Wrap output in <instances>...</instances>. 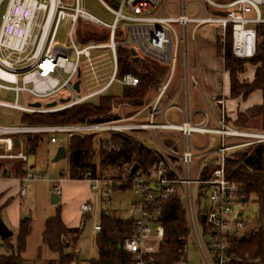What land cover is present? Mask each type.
<instances>
[{
  "label": "built area",
  "instance_id": "1",
  "mask_svg": "<svg viewBox=\"0 0 264 264\" xmlns=\"http://www.w3.org/2000/svg\"><path fill=\"white\" fill-rule=\"evenodd\" d=\"M5 0H0V6ZM114 20L107 24L88 12L79 0H7V8L0 26V92L14 95L13 103L0 102V107L26 114H48L63 111L107 94L115 84L136 87L139 79L131 73L119 76L118 51L125 47L132 59L150 58L168 68V73L156 96L135 114L107 122L51 125V126H0V139L22 135H51V143H58L57 134L68 139L88 134L119 133L146 145L161 161L145 172H139L129 180L138 200L132 205L136 213L133 234L126 238L122 249L131 254V264H150L148 256L156 254L162 239L163 228L156 223L152 209L156 203L167 199L177 189L182 191L191 241L199 254L201 264H228L239 260L228 251L234 239H244L251 225L245 221L239 209L242 202L239 185L226 172V158L235 150L264 143V133L241 131L230 125L225 116L224 102L208 99L202 90L203 70L196 45V33L201 29L218 30V40L226 45L231 41L232 54L237 59L256 57L260 41L259 27L264 26V0H99ZM191 8L195 9L191 13ZM71 28L67 46L56 42L57 32L65 20ZM103 28L107 32L105 42H80L78 47L73 33L79 22ZM117 36L121 41H117ZM194 46V64L190 58ZM106 52L93 55V51ZM132 51L135 55H132ZM108 64L99 68V64ZM179 75L178 88L168 94L173 81ZM80 82L79 90L75 83ZM197 88L207 109L191 108V90ZM84 90V95H80ZM24 93L35 102H58L54 108H34L19 105ZM69 96H64V94ZM60 98L59 100H54ZM69 99L66 103L62 100ZM179 101V102H177ZM211 102L219 105V113H213ZM204 116L195 122V116ZM212 119L215 125H212ZM153 141L150 144L141 133ZM163 132L181 135L182 152L162 141ZM193 133L220 138V146L197 150L192 142ZM228 137L255 139L254 141L228 145ZM217 157V167L208 179L202 175L207 163ZM0 159L27 160L24 153L0 154ZM197 160V162L195 161ZM35 173H28L18 182L24 195L30 181L40 180ZM91 191L102 186L100 179L87 177ZM204 187L199 193V188ZM57 195L60 186L55 187ZM92 210L90 204L80 207L82 213ZM204 217V220H202ZM95 229L100 231L101 227ZM207 238V240H206ZM264 254V240L262 243ZM177 264H190L188 245Z\"/></svg>",
  "mask_w": 264,
  "mask_h": 264
},
{
  "label": "trees",
  "instance_id": "2",
  "mask_svg": "<svg viewBox=\"0 0 264 264\" xmlns=\"http://www.w3.org/2000/svg\"><path fill=\"white\" fill-rule=\"evenodd\" d=\"M203 51L207 59L206 65L216 61L217 67H212L213 74L211 83L214 90L221 98L219 88L221 85L222 72L218 68L223 64L225 72L230 73L231 97L246 98L255 90H264V26L259 27V45L255 58L251 60L237 59L232 54L231 41L222 46L218 40V30L203 31ZM107 39V32H97L94 29L84 27L79 32L80 42H103ZM119 76L131 73L139 79L136 87H123L120 97L107 94L100 96L97 102H85L72 108L48 114H24L21 119L23 126H51V125H77L107 122L119 118L117 109L126 105L129 110L125 116L135 114L144 107L149 93L157 89L164 81L168 68L158 62L144 58L134 62L129 50H119ZM247 63L259 64L256 70V79L249 85L240 84L237 74L241 73ZM217 69V70H216ZM216 70V71H214ZM218 91V92H217ZM259 119L260 132L264 133V103L239 114L237 120L232 123L236 129L245 131L252 120ZM166 132L165 134H167ZM106 141H99V164L94 162L96 155V133L85 137L74 136L68 140L66 154L69 158L68 178L71 180H85L87 177L101 179L100 176L109 169L117 170L115 178L124 175L130 179V174L135 166L139 167L136 172H145L161 161L160 157L142 142L124 136L119 133H111ZM181 135L175 132L174 136L164 137L165 143L178 148ZM38 136H27V150L33 152L38 146ZM226 172L228 177L235 181L240 188V195L249 201L251 198L257 206V216L251 224L244 239H234L228 251L230 256L238 258V262L228 264H264L262 243L264 240V143L235 150L226 158ZM217 167V157L212 158L203 173L202 178L208 179L211 172ZM98 172L101 175H98ZM135 174V175H136ZM134 175V176H135ZM133 176V177H134ZM64 178V175H62ZM114 178V177H113ZM132 187L128 182L118 185L120 189ZM204 187L199 188V193ZM0 210V214H1ZM156 223L163 228L162 239L156 254L147 257L150 264H177L184 256V248L191 241V233L188 225L186 209L183 203V195L177 189L167 199L156 203L152 209ZM83 222V221H82ZM135 217L120 218L108 211L101 212L100 231L97 233L95 243L98 249V257L89 261V264H131V254L119 246L126 238L133 234ZM32 233L31 220L24 219L15 236L1 241L0 248L6 249L9 254L0 256V264H26L24 254L27 247V239ZM82 235V228H69L62 218L61 209L56 216L48 218L42 233V244L57 258L49 261H41V253L38 260L41 264H77V243ZM15 238V245L7 244ZM201 264V263H200Z\"/></svg>",
  "mask_w": 264,
  "mask_h": 264
},
{
  "label": "rangeland",
  "instance_id": "3",
  "mask_svg": "<svg viewBox=\"0 0 264 264\" xmlns=\"http://www.w3.org/2000/svg\"><path fill=\"white\" fill-rule=\"evenodd\" d=\"M107 3H110V0H104ZM81 7L94 16L95 18L107 23L111 24L114 20L112 14H110L106 8L102 5L99 0H79ZM7 8V0H5L0 6V26L2 22V17L5 14ZM195 9L191 8V13H194ZM87 27L89 29H94L97 32H106L105 29L93 26L91 24H87L85 22L80 21L76 30L73 33V39L78 47H82L83 43L79 41V32ZM71 28L70 20H65L57 32L56 42L61 46H67L69 42V33ZM212 28L201 29L196 33V45L197 50L200 56L201 65L203 67L207 61L204 56L203 51V41L202 35L203 31L210 32ZM261 40V39H260ZM106 39L103 41L105 42ZM117 41H121V37L117 36ZM230 42V38L228 37L226 41V45ZM119 50H128V48L122 47ZM106 52L105 50L101 51H93V55H98ZM118 57L119 55L118 51ZM190 58L192 61V68H195V60H194V46L191 45V52ZM103 64H99V68H105L108 66L107 61H104ZM259 67V64L256 65L254 63H247L243 66V70L241 73L237 74L240 84L249 85L250 82V74ZM217 70V69H216ZM214 70V71H216ZM218 71L223 73L225 72L223 64L218 68ZM168 73V72H167ZM167 75V74H166ZM218 81V80H217ZM217 81H214V85L219 88V91L222 92L223 88V78L221 81V85H217ZM220 81V80H219ZM218 81V82H219ZM179 83V75L177 73V77L173 81L171 87L169 88L168 94H173L177 88ZM161 86V85H160ZM159 86V87H160ZM158 87V88H159ZM209 82L204 77L202 83V90L205 92V89H208ZM157 89L152 90L149 95L147 96L146 102L149 103L157 94ZM123 86L115 83L107 92V95L113 97H120L123 93ZM85 91L82 90L80 95H84ZM64 96H69L67 93ZM60 98H55L54 100H59ZM98 98H94L91 101L97 102ZM0 102L6 103H13L14 102V95L9 91H1L0 92ZM34 99L27 96L24 93L20 94L19 98V105L21 106H29L33 104ZM49 101H42L43 106H46ZM90 102V101H89ZM179 102V101H177ZM211 104H213L211 102ZM191 108H202L207 109V105L204 99L200 96L199 90L197 88H192L191 90ZM129 108L126 105L121 106L117 109V116L123 117L127 113ZM25 113L20 111H16L9 108L0 107V126H20L21 119ZM204 118L203 115L198 114L195 116V122H200ZM213 120V119H212ZM248 128H251L250 131L247 132H254V133H261L260 132V124L255 122L249 123ZM258 129V130H256ZM163 132L161 134L162 141L165 142L164 137L167 136H174L175 132ZM180 134V133H179ZM141 137H144L150 144L153 143L151 138L147 136L146 133H141ZM33 136V135H31ZM38 136V146L34 150L33 154L30 155L28 167L33 166V172L36 173L41 177L38 181H30L27 184L28 192L26 196L21 197L19 195V186L14 182L10 183V188L8 189V196L10 198V204L2 210L3 205L2 199L0 197V219L7 225V227L12 232H17L11 225L12 219L18 216L19 212H21L24 216L31 217V227L32 233L27 239V247L26 252L24 254V258L26 259V264H41V261H49L54 260L57 258V255L50 252L46 247L42 244V233L44 230L45 222L48 218L56 216L59 209L62 211V218L68 220L69 217V224L74 226L78 224V214L77 210L80 205L88 199L92 201V210L85 214V218L83 219L82 223H79L77 227L82 228V235L77 243V254L78 260L77 264H89V261L92 259H96L98 257V249L95 243V238L97 236V231L95 230L96 225H100V218L102 211H108L115 215L116 217L120 218H133L136 217V213L132 210V205L138 200L137 195L133 192L132 187L127 189H120L118 185L126 184V178L124 175H121V178H115L117 175V170L111 168L106 173L100 176V180L102 181V186L100 190L91 192L89 190L88 182L84 183H73L70 188H67L61 201L58 204L52 203V196L57 195L54 191L55 183L59 182L62 178L61 175H64V179H68V170H69V158L66 156L64 159H60L58 161L55 160V157L60 148H65L67 150L68 147V137L64 133L57 134L56 137L58 138L59 142L56 144H52L50 142L51 135L48 134H37ZM109 133H98L95 142V151L96 155L94 158V162L99 164V141L100 140H108L110 138ZM181 138V137H180ZM192 142L194 147L197 150H201L206 148L207 141L209 140V149H216L220 146V138L217 136L210 135L207 137L193 133L191 136ZM4 140V139H3ZM255 139L249 138H234L228 137L225 139L226 144H239L242 142L254 141ZM177 152H182V141L178 144ZM197 162V160H195ZM114 177V178H113ZM64 183L70 185L69 182H63L59 185L62 186ZM2 204V205H1ZM244 213V219L250 225L252 224L253 220L257 216V206L254 203L253 199L251 198L249 201L244 203L239 208ZM14 233V236L17 234ZM207 240V238H206ZM0 240V245H1ZM11 245H15V238L7 244L8 247ZM41 253V261L38 260V253ZM9 252L6 249L0 248V256L8 255ZM188 261L190 264H200L199 254L195 248V245L192 241L188 244Z\"/></svg>",
  "mask_w": 264,
  "mask_h": 264
},
{
  "label": "crops",
  "instance_id": "4",
  "mask_svg": "<svg viewBox=\"0 0 264 264\" xmlns=\"http://www.w3.org/2000/svg\"><path fill=\"white\" fill-rule=\"evenodd\" d=\"M216 64H217V62L213 61V62H210L207 65L205 64L204 67H203V64L201 65L202 66V70H203V76L209 82L208 89H205V94H206L208 99H212L213 97L218 98V93L215 92L214 86L211 83V80H214L213 79V74L210 73L212 67H214V66L217 67ZM222 78H223L224 84H223L222 92H220V94H221V98L220 99L224 102V111H225L226 120H227V122L230 125H232V123H234V121L237 120V117H238L239 114H243L247 110H249V109H251V108H253L255 106H260V105H262L264 103V90H261V89L260 90H255L254 92L249 94L246 98H244L243 96H240L238 98H232L231 97L230 75H228V73H223L222 74ZM249 78H250V82L253 83L255 81V79H256V71H253L252 74H250ZM212 103L213 104H211V107H212L213 113L215 115H217L219 113V108L220 107L216 103H214V102H212ZM254 121L260 124L259 119L252 120L250 123H254ZM212 125H215V121L214 120H212ZM250 129L251 128H247L246 130L250 131ZM256 130H258V129H256ZM27 136H29V135H22V136L12 137L11 142L9 141V139H4V140L0 139V154H8V155L14 154L15 155L17 153H24L27 156V160L26 161L20 160V159H0V197H1L2 202H3L2 204H4L6 202L3 205L2 210L5 209L10 204V198L8 196V189L10 188V183L9 182L12 181V182L18 184V186H19V195L21 197L26 196V194L28 192V190H26V193L24 195H21V193H20V185H19V182H18V180L21 177L26 176L28 173H31V172L34 173L33 172V168L34 167L33 166L28 167L30 155L33 154L34 151L31 152V151L27 150V145H26ZM34 136L35 135H33L31 137H34ZM15 139H18V145H15V143H14ZM52 144H56V143H52ZM64 181L65 182L66 181L69 182L70 185H67L66 183H64L62 186H60L59 184L63 183ZM84 182H87V181H85V180H71L69 178L68 179L61 178L59 182H54L55 183V187L56 186H60V189H61V192L58 195L59 196V202L61 201V199L63 197V194L65 193L66 189L70 188L71 186H73L72 185L73 183H84ZM55 187H54V191L56 192ZM27 189H28V187H27ZM89 190H90V187H89ZM91 192H95V191H91ZM83 204H90L91 208H92L91 199H88L85 202H83L80 205V207ZM80 207L77 210V214H78V222L82 223L83 219L85 218V214L86 213H82L80 211ZM24 219H30L31 220V217L30 216H24L21 212H19L18 216H16L14 219H12L11 225L17 232H18V229L20 227L21 222ZM69 220H70L69 217H68V220L63 219V222L69 228H78L77 226L80 225L78 223V224H75L74 226H72L71 224H69ZM96 226H100V225H96ZM97 232H99V231H97ZM14 233L15 232H13V234Z\"/></svg>",
  "mask_w": 264,
  "mask_h": 264
},
{
  "label": "water",
  "instance_id": "5",
  "mask_svg": "<svg viewBox=\"0 0 264 264\" xmlns=\"http://www.w3.org/2000/svg\"><path fill=\"white\" fill-rule=\"evenodd\" d=\"M132 55H135V52L132 51ZM133 61L134 62H139L140 61V58L139 57H134L133 58ZM79 85H80V82L78 81L77 83H75V89L78 91L79 90ZM69 99H66V100H62L61 103H66L68 102ZM58 105V102L54 101V102H51V103H48L46 105L47 108H54ZM32 107L34 108H41L42 107V103L40 102H36L34 104L31 105ZM14 143L15 145H18V139H15L14 140ZM66 149L65 148H60L56 157H55V160L58 161L60 159H64L66 157ZM139 170V167L138 166H135L133 168V171L132 173L130 174V177H133L136 172ZM246 199L243 198L242 199V202H245ZM59 202V196L58 195H53L52 196V203L53 204H57ZM202 220H204V217H202ZM14 234L13 232L7 227V225L0 219V239L2 241H5L11 237H13ZM119 248H122V246L120 245Z\"/></svg>",
  "mask_w": 264,
  "mask_h": 264
}]
</instances>
